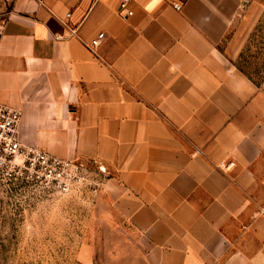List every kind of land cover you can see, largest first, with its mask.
I'll list each match as a JSON object with an SVG mask.
<instances>
[{"label":"crops","instance_id":"1","mask_svg":"<svg viewBox=\"0 0 264 264\" xmlns=\"http://www.w3.org/2000/svg\"><path fill=\"white\" fill-rule=\"evenodd\" d=\"M120 2L0 0L19 140L101 169L146 264H264V84L239 65L264 0Z\"/></svg>","mask_w":264,"mask_h":264},{"label":"rangeland","instance_id":"2","mask_svg":"<svg viewBox=\"0 0 264 264\" xmlns=\"http://www.w3.org/2000/svg\"><path fill=\"white\" fill-rule=\"evenodd\" d=\"M239 65L264 84V23ZM85 167L69 195L0 170V264H146L140 234L102 194L106 175Z\"/></svg>","mask_w":264,"mask_h":264},{"label":"built area","instance_id":"3","mask_svg":"<svg viewBox=\"0 0 264 264\" xmlns=\"http://www.w3.org/2000/svg\"><path fill=\"white\" fill-rule=\"evenodd\" d=\"M133 1L121 0L119 11L131 16L133 11L130 5ZM173 7L181 10L180 4L175 3ZM104 37V32H100L92 40V47L99 46ZM20 118L19 110L0 103V170L10 176L13 173L25 175L29 182L43 189L69 195L82 180L86 163L81 160H64L45 150L24 146L17 135ZM18 156L23 157L19 162ZM219 165L221 168H229L233 163L221 161Z\"/></svg>","mask_w":264,"mask_h":264}]
</instances>
